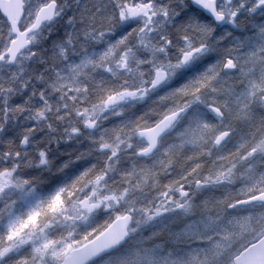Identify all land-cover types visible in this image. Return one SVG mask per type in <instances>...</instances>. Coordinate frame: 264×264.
Segmentation results:
<instances>
[{"label": "snow or ice", "instance_id": "obj_1", "mask_svg": "<svg viewBox=\"0 0 264 264\" xmlns=\"http://www.w3.org/2000/svg\"><path fill=\"white\" fill-rule=\"evenodd\" d=\"M0 264H264V0H0Z\"/></svg>", "mask_w": 264, "mask_h": 264}]
</instances>
